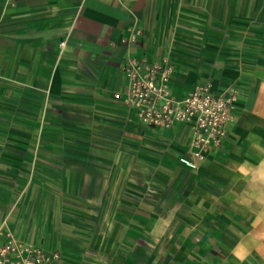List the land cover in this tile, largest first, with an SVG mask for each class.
Here are the masks:
<instances>
[{
  "label": "crops",
  "instance_id": "1",
  "mask_svg": "<svg viewBox=\"0 0 264 264\" xmlns=\"http://www.w3.org/2000/svg\"><path fill=\"white\" fill-rule=\"evenodd\" d=\"M140 60L171 67L176 99L234 86L219 146L138 119ZM8 232L54 264H264V0H0Z\"/></svg>",
  "mask_w": 264,
  "mask_h": 264
},
{
  "label": "built area",
  "instance_id": "2",
  "mask_svg": "<svg viewBox=\"0 0 264 264\" xmlns=\"http://www.w3.org/2000/svg\"><path fill=\"white\" fill-rule=\"evenodd\" d=\"M135 37L136 33H132L130 41ZM123 72L128 80L127 101L141 122L164 128L175 123L188 125L190 145L197 156L221 144L235 110L237 93L233 85L226 94H220L212 90L210 83L199 84L176 99L169 90L171 67L164 62L134 61ZM6 236L0 244V264H54L59 257L56 252L18 241L10 232Z\"/></svg>",
  "mask_w": 264,
  "mask_h": 264
}]
</instances>
